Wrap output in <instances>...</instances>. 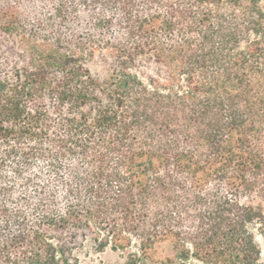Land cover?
Listing matches in <instances>:
<instances>
[{
  "label": "trees",
  "instance_id": "obj_1",
  "mask_svg": "<svg viewBox=\"0 0 264 264\" xmlns=\"http://www.w3.org/2000/svg\"><path fill=\"white\" fill-rule=\"evenodd\" d=\"M0 35V264H264V0H0Z\"/></svg>",
  "mask_w": 264,
  "mask_h": 264
},
{
  "label": "rangeland",
  "instance_id": "obj_2",
  "mask_svg": "<svg viewBox=\"0 0 264 264\" xmlns=\"http://www.w3.org/2000/svg\"><path fill=\"white\" fill-rule=\"evenodd\" d=\"M9 57L7 60L6 58ZM101 54L94 59V61L90 64L93 72H103V69L106 67V64L103 60H101ZM15 61L17 57L14 54L9 52L8 42L6 44V38L0 35V62L6 61ZM169 251L160 250L158 254L164 255ZM80 264H126V255L121 251H114L110 248L105 249L104 251L98 252L91 248L88 244L80 253ZM191 264H202L201 262L193 260Z\"/></svg>",
  "mask_w": 264,
  "mask_h": 264
}]
</instances>
